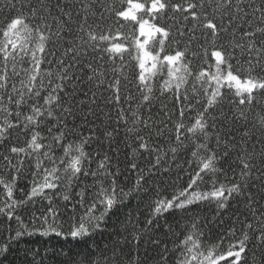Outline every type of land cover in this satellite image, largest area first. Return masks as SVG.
I'll return each instance as SVG.
<instances>
[{"label":"snow or ice","instance_id":"6c2138e0","mask_svg":"<svg viewBox=\"0 0 264 264\" xmlns=\"http://www.w3.org/2000/svg\"><path fill=\"white\" fill-rule=\"evenodd\" d=\"M0 218V264H264V0H0Z\"/></svg>","mask_w":264,"mask_h":264},{"label":"trees","instance_id":"16d2710c","mask_svg":"<svg viewBox=\"0 0 264 264\" xmlns=\"http://www.w3.org/2000/svg\"><path fill=\"white\" fill-rule=\"evenodd\" d=\"M107 240V236H97L95 238V242L101 245L106 243ZM25 247L39 250V254L36 256L38 264H64L69 258L77 259V254L86 251L88 245L84 242L72 240L71 238L64 239L63 237L54 235L45 238L37 235L35 237L25 238L18 247L11 248V255L4 261V264H9V261H15V264H20ZM61 251L67 253V255H57ZM45 253L47 254L45 255ZM29 259L31 258L29 257Z\"/></svg>","mask_w":264,"mask_h":264}]
</instances>
